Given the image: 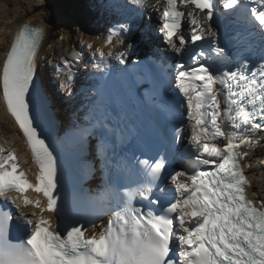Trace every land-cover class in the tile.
<instances>
[{"label":"snow or ice","instance_id":"obj_1","mask_svg":"<svg viewBox=\"0 0 264 264\" xmlns=\"http://www.w3.org/2000/svg\"><path fill=\"white\" fill-rule=\"evenodd\" d=\"M130 3L148 7V0ZM156 10L164 51L176 59L167 83L178 98L167 110L181 123L165 134L156 158L136 157L142 179L119 190L108 168L122 131L98 106L74 126L79 153L94 154L106 178L96 199L110 218L91 235L93 221L64 211L60 156L42 126L39 55L47 30L18 25L0 64V92L37 172L29 179L16 147L0 143V264H264V198H249L242 163L249 157L242 148L264 143V0H164ZM225 17L260 33L259 55L233 53L220 32ZM135 26L114 25L98 48L87 43L101 58L96 72H105V58L127 62L133 45L126 37ZM118 45L124 51L113 52ZM82 60L74 51L58 68L68 96ZM152 95H159L158 83ZM175 161L182 166L171 170ZM92 170L87 164L86 174Z\"/></svg>","mask_w":264,"mask_h":264},{"label":"bare ground","instance_id":"obj_2","mask_svg":"<svg viewBox=\"0 0 264 264\" xmlns=\"http://www.w3.org/2000/svg\"><path fill=\"white\" fill-rule=\"evenodd\" d=\"M8 1L0 0V58L4 59L5 51L11 44L18 25L30 21L34 25H43L47 30L45 41L49 42V46L43 50L41 56L42 58H46L41 62V75L44 83L47 82L46 76H49L52 68L48 64L52 62L57 63L62 58L72 55L74 51H83L84 58L89 61L90 65L97 62L94 51L87 48L86 45L89 42L95 41L92 30L96 25L101 24L99 21V19H102L101 14L97 13L95 18H92L95 15L94 9L102 7L100 6L102 4L100 0H64L65 3L63 5L61 4V0H14L15 5L13 4L12 7V4ZM83 2L86 5H83ZM154 2L158 3V0H154ZM69 4L70 6L77 4L76 6L74 5V8L78 7L79 11L74 10V8L68 9L69 6L67 7V5ZM152 15L153 19H158L155 11H153ZM90 20L93 22H89ZM72 30H74L76 38L70 39L65 47L57 48L55 41H57L59 34L63 33V38L66 39V33L72 36ZM79 44L81 48H78ZM44 65H47L45 70ZM49 93L56 103L55 108H59L56 116L68 119V112L64 111L63 107L60 108L61 97L63 96L58 95L53 89H49ZM6 112V107L0 97V136H4L9 143H14L21 152H25L23 138L17 126ZM247 152L249 153V159L252 161L247 160V165L249 161L251 162L249 170L252 177L250 192L252 195L259 193L264 198V149L257 147L248 148Z\"/></svg>","mask_w":264,"mask_h":264},{"label":"rangeland","instance_id":"obj_3","mask_svg":"<svg viewBox=\"0 0 264 264\" xmlns=\"http://www.w3.org/2000/svg\"><path fill=\"white\" fill-rule=\"evenodd\" d=\"M63 0H61V4L63 5V3H64V1L62 2ZM9 3H11L12 5H11V7L13 6V4H14V0H9L8 1ZM84 4V3H83ZM15 5V4H14ZM75 5V4H74ZM74 5L72 4L71 6H70V4L69 5H67V7H68V9H72V8H74ZM77 5V4H76ZM75 5V6H76ZM73 6V7H72ZM74 10H76V11H79V8L78 7H76V8H74ZM70 11V10H69ZM65 12H66V10H65ZM72 29V28H71ZM74 33V31H72V36L74 35L73 34ZM64 36V34L63 33H60L59 34V36L57 37V41H55V44H58V46H60V44H61V41H60V39H62V37ZM76 38V37H75ZM74 39V38H73ZM59 48V47H58Z\"/></svg>","mask_w":264,"mask_h":264}]
</instances>
